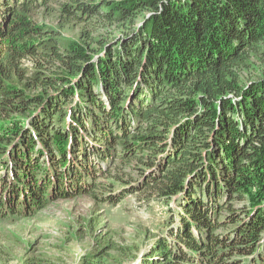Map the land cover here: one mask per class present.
<instances>
[{"label":"trees","instance_id":"trees-1","mask_svg":"<svg viewBox=\"0 0 264 264\" xmlns=\"http://www.w3.org/2000/svg\"><path fill=\"white\" fill-rule=\"evenodd\" d=\"M55 3L90 28L65 38L35 20ZM255 58L264 0H0V221L96 197L121 166L137 176L121 191L179 208L139 264H264Z\"/></svg>","mask_w":264,"mask_h":264},{"label":"rangeland","instance_id":"rangeland-1","mask_svg":"<svg viewBox=\"0 0 264 264\" xmlns=\"http://www.w3.org/2000/svg\"><path fill=\"white\" fill-rule=\"evenodd\" d=\"M33 13L37 22L52 26L65 38L78 39L91 25L63 15L59 3ZM112 31L119 32L117 27ZM106 34L104 29L93 32L95 37ZM255 59L247 74L264 71V61ZM25 66L34 68L32 63ZM124 169L113 165L98 181L96 197L60 198L33 216L0 221V264H139L145 254L158 249L159 238L169 236L179 208L174 200L166 203L142 191H121L122 186L134 188L137 178ZM237 203L242 207L247 201Z\"/></svg>","mask_w":264,"mask_h":264}]
</instances>
